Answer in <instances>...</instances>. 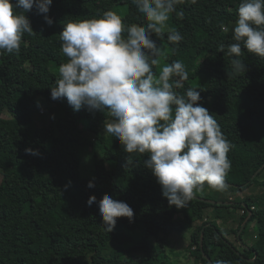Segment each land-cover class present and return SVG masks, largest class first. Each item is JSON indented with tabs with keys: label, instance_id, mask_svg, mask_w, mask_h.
Instances as JSON below:
<instances>
[{
	"label": "trees",
	"instance_id": "trees-1",
	"mask_svg": "<svg viewBox=\"0 0 264 264\" xmlns=\"http://www.w3.org/2000/svg\"><path fill=\"white\" fill-rule=\"evenodd\" d=\"M240 2L186 0L176 5L183 18L171 13L164 32L153 35L164 51L153 71L159 75L160 66L174 60L186 66L189 79L180 91L192 87L200 92L198 103L233 145L225 183L238 190L254 184L264 189V181H259L264 168L253 178L264 164V58L242 47L239 59L247 69L228 75L234 57L220 51V45L226 50L235 42ZM109 10L120 12L126 25L147 24L132 0H53L47 14L52 26L33 8L26 15L34 33L24 35L19 54L0 52V264H171L170 236L188 229L194 264H264V191L226 205L195 194L185 208L170 206L145 166L149 156L127 154L113 135H104L105 121L113 119L107 110L75 111L66 98H51L58 68L68 60L61 51L64 26L98 19ZM171 29L184 37L178 45L167 39ZM41 98L53 104L46 125L34 117L42 110ZM3 111L10 117H2ZM64 144L69 150L58 160L55 155ZM29 148L38 154L27 153ZM86 152L99 186L97 203L91 206L87 201L93 195L81 184ZM106 194L134 210L133 219L118 218L112 232L103 226L98 207ZM211 206L244 210L236 231L250 215L241 236L251 222H256L258 233L249 249L240 251L215 220H206ZM216 214L221 217L220 211Z\"/></svg>",
	"mask_w": 264,
	"mask_h": 264
},
{
	"label": "clouds",
	"instance_id": "clouds-1",
	"mask_svg": "<svg viewBox=\"0 0 264 264\" xmlns=\"http://www.w3.org/2000/svg\"><path fill=\"white\" fill-rule=\"evenodd\" d=\"M53 0H0V52L19 54L22 38L34 30L26 15L36 9L52 26L47 15ZM186 0H132L147 21L146 26L126 25L119 14L106 11L102 17L68 22L60 33L61 51L68 58L59 68L51 98H66L75 111L107 110L111 122L104 131L124 146L127 154H147L144 161L161 185L170 206L185 208L196 192L208 187L222 191L231 169L228 158L233 145L217 120L202 106L197 89L184 88L189 79L186 66L179 60L164 64L157 76L153 66L161 63L164 51L153 39L167 27L176 5ZM195 4L196 0H190ZM182 19L183 12H176ZM232 39L220 51L231 60L232 73L244 72L239 57L242 47L264 58V0H241ZM227 30V29H225ZM178 45L184 37L171 29L167 37ZM27 153L36 155L32 149ZM127 163L132 164L131 155ZM90 181L89 188L94 187ZM88 205L97 203L90 196ZM103 226L112 232L118 218L131 221L134 210L124 201L104 195L98 201ZM216 264H228L218 260Z\"/></svg>",
	"mask_w": 264,
	"mask_h": 264
},
{
	"label": "rangeland",
	"instance_id": "rangeland-1",
	"mask_svg": "<svg viewBox=\"0 0 264 264\" xmlns=\"http://www.w3.org/2000/svg\"><path fill=\"white\" fill-rule=\"evenodd\" d=\"M122 18V15L120 12H117ZM60 26V25H59ZM162 67L160 66L159 70H161ZM158 76V75H157ZM42 103V110L41 112H38L34 115L36 122L39 125H46L50 122V117L52 115L50 108L53 106L51 102H48L41 98ZM60 113L56 115L59 116ZM4 118H9L10 114L7 111H3L1 114ZM112 120H109L107 122H111ZM105 125L102 127V131L104 135H109L105 133L104 131ZM69 150V146L64 144L61 147V150L56 153L55 158L58 160H61L64 154ZM92 156L89 153H85L83 155V165H82V176L83 180L81 182L82 188L89 192L92 195H96L98 191V182L93 176V161ZM90 181H94L95 186L92 188L88 187V184ZM259 181H264V173L260 175ZM227 187L222 190L218 191L215 189H212L207 186L205 183V188L201 192H196L195 194L206 196L209 198V200L212 201H225L230 203L239 202L240 200L245 199L248 195H261L264 191V189L261 188V186H257L256 184L246 188L245 190H238L234 186L227 184ZM194 194V195H195ZM221 212V217H217V212ZM225 213V217L223 214ZM242 210L238 206L236 207H230V208H219L218 210L215 209V207L211 206L209 209H207V215L206 220H215L217 224L220 225V227L225 232L228 239H230L239 249L240 251L244 250V247L252 245L256 238L258 233V228L256 222H251L245 229V233L241 236L243 243L240 242V239L237 237V228H239L240 220L242 217ZM202 221H197L196 225L200 224ZM241 229V228H240ZM192 230L188 229L182 233H173L170 236V245L168 247V253L170 254L172 258L171 264H194V257L190 253V237H191ZM140 255L142 252H138Z\"/></svg>",
	"mask_w": 264,
	"mask_h": 264
},
{
	"label": "water",
	"instance_id": "water-1",
	"mask_svg": "<svg viewBox=\"0 0 264 264\" xmlns=\"http://www.w3.org/2000/svg\"><path fill=\"white\" fill-rule=\"evenodd\" d=\"M264 168V164H263V166L259 169V170H257L256 172H255V174L253 175V178H255L259 173H260V171L262 170ZM246 185H248V183H246ZM202 200H205V201H207V202H212V203H214V204H224V205H226V204H228L229 202H225V201H212V200H209V199H206V198H202V197H200ZM249 217H250V215L247 217V219L244 221V223L242 224V226H241V229L238 231V237H239V239H240V242L241 243H243V240H242V238H241V233H242V231L244 230V228H245V225H246V222H247V220L249 219ZM244 248H247V249H249L250 247L249 246H246V247H244ZM255 259V258H254ZM254 259H250V260H254ZM210 260V259H209ZM210 262H211V260H210Z\"/></svg>",
	"mask_w": 264,
	"mask_h": 264
},
{
	"label": "flooded vegetation",
	"instance_id": "flooded-vegetation-1",
	"mask_svg": "<svg viewBox=\"0 0 264 264\" xmlns=\"http://www.w3.org/2000/svg\"><path fill=\"white\" fill-rule=\"evenodd\" d=\"M243 232V231H242ZM242 234V233H241ZM237 237H238V233H237ZM239 238V237H238ZM245 249V248H244Z\"/></svg>",
	"mask_w": 264,
	"mask_h": 264
},
{
	"label": "built area",
	"instance_id": "built-area-1",
	"mask_svg": "<svg viewBox=\"0 0 264 264\" xmlns=\"http://www.w3.org/2000/svg\"><path fill=\"white\" fill-rule=\"evenodd\" d=\"M245 211L244 210H242V213H244Z\"/></svg>",
	"mask_w": 264,
	"mask_h": 264
}]
</instances>
